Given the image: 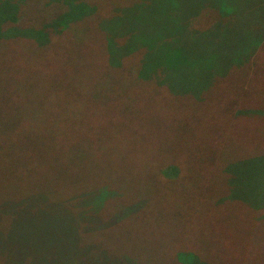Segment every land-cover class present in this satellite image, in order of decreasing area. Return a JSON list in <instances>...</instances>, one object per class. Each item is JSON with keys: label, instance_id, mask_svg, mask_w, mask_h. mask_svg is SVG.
I'll return each mask as SVG.
<instances>
[{"label": "rangeland", "instance_id": "rangeland-1", "mask_svg": "<svg viewBox=\"0 0 264 264\" xmlns=\"http://www.w3.org/2000/svg\"><path fill=\"white\" fill-rule=\"evenodd\" d=\"M46 1H24L29 7L25 14L26 23L33 26L37 22L47 23L62 11L57 2ZM126 1L94 0L97 6L92 14L52 35V42H60L53 46L52 58L31 53V49L26 51L22 41L10 43L9 48H14L13 51L0 52V65L6 66L17 59L25 67L17 69L26 71L18 80L19 86L25 89L18 94L12 119L8 122L5 118L10 116L5 114L4 118L0 117V262L8 261L3 255L20 257L24 243L43 255L52 251L47 241L41 247L32 245L31 236L36 229L49 234L39 228L35 216L43 221V227L48 230L55 220L53 209L48 205L55 201L47 197L36 203V212L26 210V214L21 213L26 208L13 206L19 196L38 193L49 196L50 188L55 184L60 186L59 190L67 189L65 196L68 197L71 195L69 191L78 190V186L85 191L94 189L100 176L106 182L125 188L128 193L125 198L140 202L136 212L121 220L124 222L113 229L108 226L102 230L108 234L105 242L112 254H127L138 258L142 264H166L179 246L192 245L203 251L207 260L218 258L221 262L223 254L228 258L235 251L238 258L248 257L242 263L261 264V255H264V208L250 209L243 204L240 210L226 197L220 204L216 197L222 195L224 189H221L222 177L219 166H216L217 160L214 164L198 165L201 170L196 174L201 176L195 184L189 183V178L168 179L158 169L163 163H174L171 158L177 156L182 146L187 153L191 151L197 155L201 150L202 154L209 151L223 159L228 155L242 156L263 151L264 115L253 119L237 116L240 117L237 125H229L227 131L222 126L221 132L217 130L211 135L208 126L203 125V118L195 122L194 118L185 117L184 121L180 119L185 124L178 126V114L170 116L168 108L165 109L173 101L162 93L164 87L156 86L153 81H140L130 69L116 70L106 66L97 50L101 49V43L96 29L102 22L97 8L106 13L111 7ZM156 2L159 3V0ZM213 3L214 0H204L201 4L186 5L189 11L198 10V14L191 21L180 14L179 17L174 15L175 20H169L163 30V37L182 48L202 47V50L191 51L194 54L214 50L208 44L211 42L210 34H201L202 28L209 30L211 35L215 32L213 16L216 12H211L212 16H209L204 10L206 6L214 7ZM34 6L36 11H33ZM176 10L173 9V14ZM156 14L161 17V5L156 4V13L150 12V16ZM263 15L264 0H235L233 12L228 16V24L232 25L225 24L218 34L216 45L219 53L231 54L244 48V43H253L254 33L264 28ZM193 30L201 32L192 34ZM31 44L39 50L38 45ZM253 58L252 55L249 60ZM131 60L134 61L133 58ZM194 70V67H187L184 72L192 76ZM214 71L216 73L219 69ZM14 74L7 69L1 71L0 76H5L8 84L18 77ZM228 81L217 82L210 91L211 100L215 101L216 95L221 96L216 98L220 106L225 103L222 94ZM256 83H261L263 87L258 84H252V87L264 92V78H258ZM234 91L232 88L230 93ZM184 98L183 101L187 102L188 97ZM257 99L258 104L264 106V102ZM218 105L217 108L220 107ZM153 107L162 109L151 110ZM239 107L236 105L232 113H240ZM217 108L214 111L219 123L224 115L218 113ZM149 113L151 119L156 114L165 118L162 120L159 116L157 123L147 117ZM190 144H193L192 148ZM169 147L171 151L167 150ZM28 151L37 158L32 155V162L20 163L25 160ZM176 164L180 172L185 170V167ZM34 166L43 167L45 174L41 173L43 177L38 179L45 185L36 182L35 169L27 170ZM207 187L210 192H205ZM219 189L221 193H218ZM178 193L198 200L196 207H190L192 213L188 219L189 223L196 218L200 220L196 226L199 233L189 229L179 216H185V213L181 208L184 202H177ZM261 194L262 191L257 189V196ZM209 196H212L210 199L215 207L213 220V207L206 201ZM110 207L105 200L99 216L108 218ZM211 235H216L217 239L214 240ZM59 239L62 240V234ZM232 262L237 263L232 259L226 264ZM22 264H37V261L25 260Z\"/></svg>", "mask_w": 264, "mask_h": 264}, {"label": "trees", "instance_id": "trees-1", "mask_svg": "<svg viewBox=\"0 0 264 264\" xmlns=\"http://www.w3.org/2000/svg\"><path fill=\"white\" fill-rule=\"evenodd\" d=\"M24 1L0 0V52L13 51L14 48H9L10 43L22 41L25 44L26 51L30 52L31 49V53H39L52 58L53 46L56 47V44L60 43L59 41L52 42V35L62 32L70 23L92 14L97 6L94 5V0H47V3L57 2L62 7V11L52 16L49 22H37L33 26L26 23L25 14H27L29 7L27 2ZM156 1L127 0L125 3L111 7L106 13L97 8L102 20L100 27L96 29L98 40L101 43V49L97 48V50L103 56L105 65L116 68V70L130 69L140 81H153L152 83L156 86L164 87V89H159H162V93L170 96L173 101V104L170 103V106L165 109L168 108L167 113L170 116L178 114V126L180 125V127L185 124V122L182 124L180 119L183 120L185 117L194 118L195 122L197 119L203 118V125L208 126V133L210 132L211 135L212 132L217 130L221 132L223 130L222 126L227 131L229 125H237L240 118L237 116H244L249 119L263 116L264 106L258 104L257 98L260 99V102H264V92L256 90V87L253 88L252 84L256 86L258 84L256 83L257 79L264 78V51H262L264 49V28L254 33L253 43L247 45L244 43V48L237 49L236 52L234 51L231 54L219 53L216 45L217 38H219L218 34L224 29L225 24L232 25L228 24V16L233 12L235 0H214V7L206 6L204 10L207 11L205 15L209 16H212L211 12H216L213 16L216 21L215 32L211 35L209 30L203 28L202 32L196 30L192 32V34L195 31L197 33L201 32L202 35L210 34L211 42L208 44L214 50L209 53L194 54L191 51L202 50V47L182 48L173 41L166 40L162 32L169 20H175L174 15L178 16L180 14L181 17L184 16L185 19L191 21V18L198 14V10L189 11L186 5L201 4L204 0H159L160 4ZM156 4L161 5L162 14L160 18L159 14L150 16V12L156 13ZM175 8L177 10L173 14ZM36 10L37 8L34 6L33 11ZM197 40L199 41V37H197ZM32 42L34 46L35 44L38 45L39 50L31 46ZM199 44L204 45V43ZM252 55L254 58L249 60ZM11 63L6 66L0 65V74L1 71L8 69L15 73V76H18L12 81L8 80V84L5 76H0V96L3 97L0 98V117L4 118V114L9 115V118H5L8 122L12 119L13 107L18 104L19 92L25 89L19 86L18 80L26 72L17 69L25 68L17 59ZM187 67L191 69L194 67L196 69L194 70L195 74L191 76V74L185 73L184 70ZM213 69H219V71L214 73ZM235 73H237L236 76ZM224 79L229 81L226 84L227 89L225 88L222 94L225 97V103L220 106L216 98L219 99L221 96L216 95L214 101L210 99L209 95L214 85ZM258 85L263 87L261 83ZM232 88L235 89L233 94L230 93ZM184 96L188 97L187 102L183 101L185 100ZM213 104L220 107L217 108ZM236 105H240L239 111L241 112L235 115L232 110ZM214 108L218 109V113L224 115L220 118L219 123ZM155 109L162 108H151V110ZM150 114L147 117L159 123L158 118L160 115L156 114V117L151 119L152 115ZM160 117L162 120L165 118ZM192 145L190 144L191 148ZM167 150L171 151L172 148L169 147ZM178 150L177 156L171 158L174 163L168 165L163 163L159 167L158 171L161 175L167 176L168 179L189 178L187 179L189 183L195 184V180H198L201 176L200 173L196 174L198 170H201L198 165L203 163L214 164V161L217 160L216 166H219L218 171H221L222 177L220 179L223 186L221 189H224L223 194L216 197L220 204H223L222 202L226 197L232 200L239 209L243 204L250 209L264 208V150L242 156L228 155L224 159L216 157V154L209 153V151L202 154L203 151L201 150L195 155L190 153L191 151L187 153L183 146ZM32 155L36 157L29 152L24 158L25 160L20 161V163L32 162L31 159H34ZM184 156L187 157L184 159ZM175 162L185 167V170L180 172L179 166ZM220 165H222V168ZM31 169H35L37 179L38 177L42 179L43 175L41 173L45 174L43 167L34 166L27 170ZM99 178V182L94 189L85 191L78 186V190L69 191L71 195L68 197L65 196L67 189L59 190L60 186L55 184L50 188L49 196H47V193L19 196L20 199L15 200L13 206L26 208L21 213L26 212V210L36 212L38 209L36 203L46 200L47 197L55 201L48 205L49 208L53 209L52 215L55 219L49 225L48 230L43 227V221L37 215L35 216L39 228L45 229L49 234L45 235L44 231L40 232L39 229H36L34 235L31 236L32 245L38 244L37 246L41 247L46 244L43 242L47 241L50 243L49 248H52V251L51 254L47 252L46 255H43L35 252L34 248L30 249L24 243L21 245V249L24 250L21 251L20 257H14L15 254L11 256L8 253L7 256L3 255L8 261L6 263L0 262V264H22L25 260H36L37 264H88L93 260V264H142L136 257L120 253L112 254L105 242L108 239V234L102 231L108 226H112L111 229H113L119 223L124 222L121 220L136 212L140 202L125 198L128 195L125 188H120L116 183L106 182V179L100 176ZM40 180L38 179L36 182L45 185ZM153 185L155 186L154 183ZM189 186L192 188L191 185ZM209 189L207 187L205 192H210ZM257 189L262 191L261 195L257 196ZM219 191L218 193L222 192L220 189ZM185 196L186 194L183 196L180 193L176 196L177 202L183 201L185 205L181 206L185 216L181 214L179 216L183 219L184 224L188 225L189 229L198 232L196 226L200 224V220L196 218L189 223L188 219L192 213L191 208L196 207L198 200L193 196ZM211 197L206 198V201L213 207V220L215 207L213 206L214 202L210 199ZM105 200L111 205V209H108L111 215L108 218L99 216ZM30 204H34L36 207H29ZM209 217L211 218V216ZM61 234L62 240L59 239ZM210 237L214 240L217 239L216 235ZM179 247L172 253L171 257L169 255L170 258L166 264H226L227 261L229 262L232 259L237 261L236 264H244L242 261L248 258L245 255V258H238L234 251L228 258L223 254L221 262L217 260L218 258L207 260L202 254L203 251L192 245H181ZM6 251L9 250L6 249ZM39 255L41 256L39 257ZM261 256H263L261 264H264V255ZM232 264L234 263L232 262Z\"/></svg>", "mask_w": 264, "mask_h": 264}]
</instances>
